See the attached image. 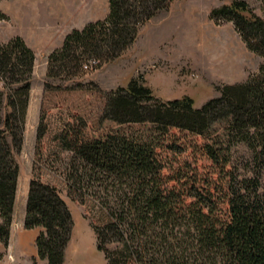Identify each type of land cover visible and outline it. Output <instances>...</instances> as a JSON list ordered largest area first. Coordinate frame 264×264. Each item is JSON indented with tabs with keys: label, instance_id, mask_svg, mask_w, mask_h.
Masks as SVG:
<instances>
[{
	"label": "trees",
	"instance_id": "16d2710c",
	"mask_svg": "<svg viewBox=\"0 0 264 264\" xmlns=\"http://www.w3.org/2000/svg\"><path fill=\"white\" fill-rule=\"evenodd\" d=\"M1 1V0H0ZM263 16L244 0L210 9L209 20L232 22L247 49L262 63L246 81L217 88L219 96L200 108L184 96L160 101L138 80L110 92L96 130L83 120L60 135L73 163L67 198L83 201L98 187L112 194L99 202L101 227L91 226L97 251L107 264H264V192L259 179L236 187L226 170L231 149L245 143L253 161L264 165V0ZM173 0H108L105 18L71 30L47 58L48 78L70 80L118 59L139 28ZM0 20L8 17L0 13ZM35 55L20 37L0 43V244L8 246L18 188L20 154ZM200 137L205 173L167 155L169 131ZM43 136L39 131L37 140ZM165 150V153H164ZM168 151V154H166ZM179 151V150H178ZM217 175V176H216ZM235 180V179H234ZM73 218L55 186L31 176L23 227L40 228L37 256L63 264ZM116 244L113 250L107 247Z\"/></svg>",
	"mask_w": 264,
	"mask_h": 264
},
{
	"label": "rangeland",
	"instance_id": "374dc122",
	"mask_svg": "<svg viewBox=\"0 0 264 264\" xmlns=\"http://www.w3.org/2000/svg\"><path fill=\"white\" fill-rule=\"evenodd\" d=\"M244 1L257 15L263 16L260 0ZM229 2L173 0L168 10L159 12L139 28L135 42L118 59L100 67L90 61L84 73L67 80L46 76L49 54L62 45L71 30H80L90 22L105 18L108 0L0 1V13L8 17V21L0 20V43L18 37L17 34L36 38L48 35V41L37 39L33 45L37 51L34 52L24 142L17 155L20 174L15 211L8 246L1 244L0 264H45L37 256L38 235L34 239V231L24 229L21 223L31 176L59 189L70 209L74 226L63 264H107L104 254L96 249L91 226H103L105 219L99 212V202L105 198L111 200L112 194L92 187L82 202L66 197V177L73 155L61 145L59 137L78 119L96 130L107 95L126 87L133 79L150 88L160 101L188 96L194 101V107L200 108L219 96L218 87L242 83L249 75L257 73L262 59L247 49L232 22L215 23L208 18L211 8ZM33 27L46 32H31ZM230 48L238 59L233 69L228 70L229 67L218 63H225V58L220 62L219 59ZM39 131H43V136L37 140ZM173 143L179 151L174 149L176 154L170 153L168 159L189 162L204 173L211 169V163L199 151L200 137L171 129L166 145L173 146ZM230 155L226 170L233 178V186L244 178H258L260 192H264L262 161H253L245 143H237ZM115 247L116 244H110L107 248Z\"/></svg>",
	"mask_w": 264,
	"mask_h": 264
},
{
	"label": "crops",
	"instance_id": "0c3cea01",
	"mask_svg": "<svg viewBox=\"0 0 264 264\" xmlns=\"http://www.w3.org/2000/svg\"><path fill=\"white\" fill-rule=\"evenodd\" d=\"M5 12H7L6 10H4ZM10 16H11V13H10ZM31 32H46L44 30H41V28H38L36 29V27H33L31 28ZM16 36L22 38L24 40V42L26 43V45L33 51H37L36 48L33 47V45L35 46V43L37 41V39H42L40 42L42 41H48V35H43V36H37V38L35 36H25L23 34H17ZM19 179V178H18ZM16 200V199H15ZM14 211H15V204H14ZM13 216H14V212H13ZM24 219V218H23ZM23 219L21 221V223L23 224ZM29 231H34L33 232V237L35 239V237L39 234V232L41 231L40 228H36V229H33V230H29ZM11 238V237H10ZM2 249V246L0 244V251Z\"/></svg>",
	"mask_w": 264,
	"mask_h": 264
},
{
	"label": "bare ground",
	"instance_id": "6f19581e",
	"mask_svg": "<svg viewBox=\"0 0 264 264\" xmlns=\"http://www.w3.org/2000/svg\"><path fill=\"white\" fill-rule=\"evenodd\" d=\"M222 58H225V63L220 62V60ZM237 59L238 58L235 56V52L233 51L232 48H230V49L225 50V54H223V56L219 59L220 63H218V64L221 65V63H222V65L229 67V68H227L228 70H231V69H233L232 67H234V63H235V61H237ZM209 63H211V62H209ZM233 71H235V70H233Z\"/></svg>",
	"mask_w": 264,
	"mask_h": 264
}]
</instances>
